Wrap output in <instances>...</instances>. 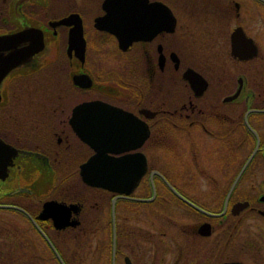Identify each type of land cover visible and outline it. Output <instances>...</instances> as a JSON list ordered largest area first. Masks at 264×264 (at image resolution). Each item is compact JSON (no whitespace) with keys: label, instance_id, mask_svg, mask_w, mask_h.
Wrapping results in <instances>:
<instances>
[{"label":"flooded vegetation","instance_id":"obj_1","mask_svg":"<svg viewBox=\"0 0 264 264\" xmlns=\"http://www.w3.org/2000/svg\"><path fill=\"white\" fill-rule=\"evenodd\" d=\"M104 1L0 0V264H264V0H138L121 42Z\"/></svg>","mask_w":264,"mask_h":264},{"label":"water","instance_id":"obj_2","mask_svg":"<svg viewBox=\"0 0 264 264\" xmlns=\"http://www.w3.org/2000/svg\"><path fill=\"white\" fill-rule=\"evenodd\" d=\"M137 2L138 0H105L104 1V6L109 12V19L112 21V25L108 27L105 26V28H108L109 30L114 32L118 36L120 42L124 36L126 37L128 36V38H126V40H128L132 38L134 34V24H133V20L135 19L134 5ZM141 2L143 4L149 3L146 2V0H142ZM121 19L127 20V23L126 24L119 23ZM74 33L75 32L73 31L70 32V39H72ZM104 104L105 103L100 100H94L92 102H82L78 104L77 107H84L85 105H92L93 107H95ZM125 114L128 113L125 112ZM129 123H130L129 121L125 120L124 123L118 124L119 131L121 130V132L123 133L121 134L120 132L119 135L125 138V141H127L129 137L138 138V134H137L139 132L138 128L136 130V128H133V126ZM113 127L114 126L113 125L111 126L110 123L108 130L111 132ZM116 127L117 126H115L114 129H116ZM101 129L102 128H99L97 129V131H94L95 132L94 134H96V132L98 133L96 134V136L94 135L93 139L91 140L93 147L96 149V152L92 156H90L89 159L86 162H84L81 166L83 178L93 185L107 186L112 189L129 192L130 189L138 183L141 173L144 170L145 161L143 159V156L141 158V161H139L138 163V161H135L136 159L135 157H133V155L115 158V157H108L106 155V152L107 151L120 152L123 150L137 147L140 144V141L142 142V140L146 137L147 129L145 127L141 128L140 141H136L131 144H127V142H125V144L123 145H114V144L112 145L111 142L105 144L104 139L107 134L102 133ZM133 129L136 134L133 135L134 133H132L131 136L128 133L129 131L133 132ZM81 136L83 138H87L84 133H82Z\"/></svg>","mask_w":264,"mask_h":264}]
</instances>
